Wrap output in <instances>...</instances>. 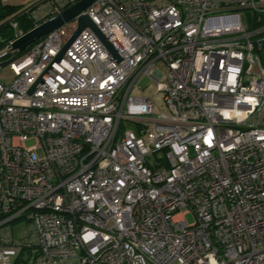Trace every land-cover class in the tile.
I'll return each mask as SVG.
<instances>
[{"label":"built area","instance_id":"built-area-1","mask_svg":"<svg viewBox=\"0 0 264 264\" xmlns=\"http://www.w3.org/2000/svg\"><path fill=\"white\" fill-rule=\"evenodd\" d=\"M80 1L46 0L33 30ZM83 15L121 61L91 29L57 60L78 18L21 54L29 32L11 21L0 50V264L27 250L35 264H264V0H94ZM145 77L168 112L133 95ZM160 151L166 164L148 159Z\"/></svg>","mask_w":264,"mask_h":264},{"label":"water","instance_id":"water-1","mask_svg":"<svg viewBox=\"0 0 264 264\" xmlns=\"http://www.w3.org/2000/svg\"><path fill=\"white\" fill-rule=\"evenodd\" d=\"M94 2V0H82L77 3L75 6L69 8L62 14L53 18L52 20L44 23L40 27L32 30L26 34L23 38L18 40L13 44V49L17 50L19 54L26 51L31 45L35 44L37 41L41 40L45 36L49 35L54 30L58 29L66 22L71 21L75 18H78V30L75 35L72 37L70 42L64 47L61 54L58 56L57 60H60L68 47L73 43V41L86 29L93 30L97 36L102 40V42L107 46V48L113 53L115 58L119 61L122 60L121 56L113 48V46L108 42L106 37L100 33L97 26L91 21L87 15H83L84 11Z\"/></svg>","mask_w":264,"mask_h":264},{"label":"rangeland","instance_id":"rangeland-1","mask_svg":"<svg viewBox=\"0 0 264 264\" xmlns=\"http://www.w3.org/2000/svg\"><path fill=\"white\" fill-rule=\"evenodd\" d=\"M40 1L42 0H35L34 2L28 4L26 7L28 8L34 4L39 3ZM0 73L2 79H4L5 82L8 83L11 80L12 76L7 67H5ZM139 86L141 87V90L140 89L134 90L133 91L134 96L136 97L155 96L154 99L157 105L162 109L163 112H168L164 99V94L158 92V87L155 83L151 82L150 79L145 77L140 80ZM127 130L135 131V127L132 124L126 122L125 120H122L119 127V135L122 134L123 131H127ZM148 159L155 160L157 163H163V164L167 163V159L163 151L156 153L155 155H153L151 158ZM186 220L188 221V223L192 224L194 222V216L192 214H188L186 216ZM27 227H28V222L25 219L15 221L11 224V228L13 229V237L16 241L25 240V232L27 230Z\"/></svg>","mask_w":264,"mask_h":264},{"label":"trees","instance_id":"trees-1","mask_svg":"<svg viewBox=\"0 0 264 264\" xmlns=\"http://www.w3.org/2000/svg\"><path fill=\"white\" fill-rule=\"evenodd\" d=\"M42 0L30 7L24 6H8L2 4L0 0V50H2L14 37V31L10 22L16 21L19 23V28L28 33L35 27L34 21L29 18L31 12L40 4L45 2ZM37 255V254H36ZM36 256L31 251H24L14 261L13 264H35Z\"/></svg>","mask_w":264,"mask_h":264},{"label":"crops","instance_id":"crops-1","mask_svg":"<svg viewBox=\"0 0 264 264\" xmlns=\"http://www.w3.org/2000/svg\"><path fill=\"white\" fill-rule=\"evenodd\" d=\"M35 0H1L2 4L8 6H24L34 2Z\"/></svg>","mask_w":264,"mask_h":264}]
</instances>
